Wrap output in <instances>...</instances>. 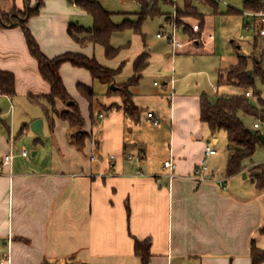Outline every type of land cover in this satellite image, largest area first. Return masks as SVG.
<instances>
[{
	"label": "crops",
	"instance_id": "1",
	"mask_svg": "<svg viewBox=\"0 0 264 264\" xmlns=\"http://www.w3.org/2000/svg\"><path fill=\"white\" fill-rule=\"evenodd\" d=\"M235 1L245 9V3L254 0ZM199 4L217 12L221 4L234 9L225 0ZM38 6L39 0H0V12L5 14ZM172 13L173 7L162 12ZM197 13L206 23L198 7ZM128 14L126 19L135 18ZM91 18L70 0H43L27 25L49 58L78 53L119 69L100 62L103 47L82 45L70 36L71 24L91 28ZM183 20L189 27L192 21L200 22L194 17ZM167 31L164 27L161 32ZM165 42L171 48L164 83L169 89L176 85V56L190 51V46H201L188 44L173 56L172 45ZM143 53L149 55L148 69L153 64L154 54L139 51L132 75ZM0 71L15 76L17 93L14 99L0 93V161L14 155L12 164L0 173V262L9 256L10 264H142L135 239L151 240L150 264H252V243L264 251V190L257 188L250 173L254 161L230 178L226 172L217 176L219 169L210 165L212 178L202 182L193 177L205 160L201 141L212 142L218 151L210 161L219 155L218 133L212 135L201 120V96L206 92L178 95L167 89L155 106V97L141 94L139 85L133 87L130 92L141 111L140 122H135L126 116L121 96L110 94L111 86L99 82L106 89L98 94V81L88 70L65 63L60 68L62 80L86 122L83 132L88 139L79 149L72 141L74 130L60 118L69 105L56 101L58 114L51 127L45 100L51 87L19 27L0 29ZM78 85L94 89L92 103L80 94ZM148 113L160 123L155 125ZM39 119L44 122L43 137L31 128ZM255 124L247 126L255 129ZM24 136L28 139L22 141ZM31 141L33 159L21 154ZM170 159L176 163L172 181L164 169ZM223 179L225 187L220 185Z\"/></svg>",
	"mask_w": 264,
	"mask_h": 264
},
{
	"label": "trees",
	"instance_id": "2",
	"mask_svg": "<svg viewBox=\"0 0 264 264\" xmlns=\"http://www.w3.org/2000/svg\"><path fill=\"white\" fill-rule=\"evenodd\" d=\"M78 7L86 11L94 21L91 28L82 27L79 24H71L69 27L70 36L82 45L94 44L104 48L105 56L109 60L115 59L120 48L111 45L112 37L119 32L133 30L135 33L145 37L142 33V24L148 17H157L162 10L158 0H136L142 5V12L138 14L136 21L126 19L122 24H115L114 14L107 11L97 0H70ZM204 1V0H203ZM194 0H183V6L174 4L172 0H164V6L176 7L177 13L184 17H194L200 20L201 26L205 24L204 18L197 13ZM264 0H254L245 3L246 11H262ZM212 5V4H211ZM43 6V0H39V6L29 8L25 15V21L16 22L17 15L13 13L5 14L0 12V29L6 27H19L23 30L29 51L37 61L43 79L50 85L51 93L45 97L48 105V114L51 127L54 125L53 115L56 111V101L69 105L70 110L62 113L60 118L67 121L74 133L72 141L82 149L88 139L86 133H82L86 122L82 116L80 107L74 102L70 93L66 89L60 74V68L65 63H70L75 67L88 70L94 80L103 85L111 86L116 83V78L122 73V67L117 70L109 69L99 63L95 57H87L78 53H65L54 58L47 57L41 50L38 42L34 38L27 25L28 18L39 13ZM152 7V8H151ZM151 8V9H150ZM229 13H237L235 9H230ZM172 18V14L170 15ZM14 19V20H12ZM187 34L189 27L186 23L180 24ZM193 32V30L191 29ZM188 35V34H187ZM262 44L261 47L259 44ZM149 67V55L143 53L134 63V73L128 83L119 85L117 90H110V94H119L123 100V107L128 118L135 122H140L141 111L136 106L130 89L139 85L143 79L145 71ZM219 86H233L241 90L237 94L219 95L210 97L207 94L201 96V120L208 125L212 135L224 131L228 137V163L226 176L228 178L243 173L247 168V163L252 162L256 150L261 142L258 136L249 131L243 117H252L259 123V132L264 134V100L257 92L252 94L255 78H259L264 83V36H261L258 29L254 33L253 52L250 56H240L239 62L230 70L220 71ZM78 91L91 103L96 98L94 89L85 85H78ZM251 97H247L246 93ZM0 93L14 99L16 93V78L13 74L0 71ZM252 98L256 99L255 104ZM258 171L260 174H253ZM253 181L259 190H264V164L255 165L250 169ZM264 235V227L261 231ZM151 240L139 241L135 239V253L141 259L142 264L151 262ZM252 264L264 263V251L258 248L255 243L251 247Z\"/></svg>",
	"mask_w": 264,
	"mask_h": 264
},
{
	"label": "rangeland",
	"instance_id": "3",
	"mask_svg": "<svg viewBox=\"0 0 264 264\" xmlns=\"http://www.w3.org/2000/svg\"><path fill=\"white\" fill-rule=\"evenodd\" d=\"M97 1L103 4L108 11L114 13L113 21L115 24H122L128 17L127 13L131 14L130 16L133 15L135 17L130 18V21H136L138 19V14L142 12V5L136 0ZM158 1L160 3L162 12L172 10L171 6L166 7L162 4L164 0ZM225 1L228 2L232 8L240 12L245 10L242 5H238L239 3H236L235 0ZM178 3L180 5L182 1L179 0ZM195 3L200 13L205 15L206 23L202 33L204 42L201 40V36L192 32L190 28L187 31L188 36L183 30L179 31L183 41H195L194 44H199L201 47H195V45L190 44L193 45L190 46V51L187 49V53L176 56V85H174V87H170L168 92L173 93L174 89L178 95H188L195 93L201 95L206 92L211 98L215 97L217 94H237L241 92V90L236 87H219V74L220 71L226 72L232 67L236 66L239 62L240 56L251 55L253 52L254 35L252 33L246 32L244 29L246 18L242 14L229 13L228 6L219 4L220 6L217 12L213 8L206 7L205 5L199 4L197 2ZM10 13L17 15L18 18L15 19L16 22H21L25 21V15L27 11H12ZM170 17L171 16L169 14L164 16L162 13H160L157 17H148L142 24V33L145 36L144 38L143 36L135 33L133 30L116 33L111 40V45L115 48H120L119 55L113 60H108L105 55H103L100 59V62L103 64L110 65L116 69L122 67V73L116 78L117 83H128L132 75L131 69L133 60L139 54V51H148L151 54H154L155 60L148 71L144 74L143 79L139 84L141 94L143 92L145 95L155 97L152 100L154 105L158 104L160 101L159 99L163 97L161 93H165L166 90H163L162 86L169 78L168 69L170 68V59L168 57V53L171 51V48H169L165 40L159 39L157 35L164 27L168 29V31L171 30L169 25L173 22V19ZM184 18H186L184 15L182 17V15L176 11L175 22H177L178 25L185 23L183 20ZM166 22L169 25H167ZM192 24H194V21H192ZM91 26H93L92 21ZM210 35L214 36L213 40H208ZM241 36H244V39H241ZM261 45L262 44L260 43L259 46L261 47ZM163 59L165 61L164 64ZM97 83L98 85L96 86V92L100 94L106 89V87L101 85L99 82ZM154 83H158L160 87H155ZM118 86L119 85L115 84L117 89ZM217 87H219L218 93ZM251 92L252 94L255 92L259 93L264 100V83L259 78H255L254 87L252 88ZM252 100L255 104H257L256 99L252 98ZM243 120L248 126H253L255 122V120L249 116H244ZM7 124L10 128L11 123L9 117L7 118ZM2 128L3 126L0 124V129ZM19 130L20 127H17V134ZM82 133L84 132L82 131ZM217 136L220 139V143L217 146L219 155L217 157H213L211 161L209 159L208 165L215 169H219L217 176L222 177L226 172L228 137L224 131H220ZM25 139L28 138L24 136L22 141ZM21 146L22 143L20 142L19 148ZM33 147V141H31L26 147L30 159L34 158L33 152L35 150ZM253 161L256 165L264 164L263 146L258 148ZM252 173L260 174L258 171H253Z\"/></svg>",
	"mask_w": 264,
	"mask_h": 264
},
{
	"label": "built area",
	"instance_id": "4",
	"mask_svg": "<svg viewBox=\"0 0 264 264\" xmlns=\"http://www.w3.org/2000/svg\"><path fill=\"white\" fill-rule=\"evenodd\" d=\"M174 2V4H177L179 0H172ZM195 2H202L203 0H194ZM216 2L219 3H224V0H215ZM264 7V4H263ZM241 14L246 18V23L244 24V29L246 32L248 33H252L254 35V33L256 32V30L258 29L259 33L261 36H264V10L262 11H242ZM172 19L173 22L169 25L171 30L167 31V32H161L157 35V37L159 39H165L166 41H168L173 48V56L176 55L177 53L183 51L186 46L188 44H194L195 41H190L188 40L187 42L183 41L181 39V36L179 34L180 30H183V27L181 25H178L177 22H175L176 19V7H174L173 13H172ZM191 29L193 30L194 33L200 35L201 40L204 42L203 39V29L201 26L200 22H196L194 24H191ZM214 36L210 35L208 37V40H213ZM241 39H244V36H241ZM156 86L160 87V85L158 83H155ZM163 90H167L168 89V85H163L162 86ZM247 97H251V94L248 92L246 93ZM148 119L152 120L153 123L155 125H158L160 123L159 120L155 119V116L153 113H148ZM260 125L255 124V129H260ZM204 143L205 145V160L203 161V163L196 167L195 171H194V178L196 180L205 182L208 180V178H212V175H209L208 170V159L212 156L217 155L218 151L215 149V147L213 146L212 142L210 141H201ZM23 157H28V152L27 151H23L22 153ZM14 159V155L12 153L4 156L2 158V160L0 161V173L3 172L4 170V166L6 165H10L12 164ZM114 158L112 157L111 160H113ZM164 169L166 171H168V178L170 181H172L175 177V170H176V163L173 159H170L168 161H166L164 163ZM227 179H223L220 181V185L222 187H225ZM0 264H10V257L6 256L1 262Z\"/></svg>",
	"mask_w": 264,
	"mask_h": 264
},
{
	"label": "water",
	"instance_id": "5",
	"mask_svg": "<svg viewBox=\"0 0 264 264\" xmlns=\"http://www.w3.org/2000/svg\"><path fill=\"white\" fill-rule=\"evenodd\" d=\"M111 89L113 90H116L117 88L115 87V84H112L111 85ZM73 102L69 103V105H72ZM43 125H44V122L42 119H39L37 121H35L32 125H31V128L32 130L38 134L40 137H43L44 136V131H43ZM249 131L253 134V135H256L258 136L261 144L264 145V134L263 133H260L257 129H254V128H249ZM35 154V153H34Z\"/></svg>",
	"mask_w": 264,
	"mask_h": 264
}]
</instances>
